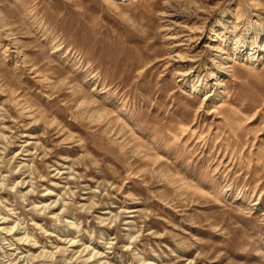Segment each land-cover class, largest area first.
<instances>
[{"label": "rangeland", "instance_id": "374dc122", "mask_svg": "<svg viewBox=\"0 0 264 264\" xmlns=\"http://www.w3.org/2000/svg\"><path fill=\"white\" fill-rule=\"evenodd\" d=\"M0 264H264V0H0Z\"/></svg>", "mask_w": 264, "mask_h": 264}]
</instances>
